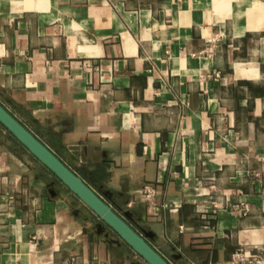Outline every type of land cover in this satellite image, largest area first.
Returning <instances> with one entry per match:
<instances>
[{
	"label": "crops",
	"instance_id": "crops-1",
	"mask_svg": "<svg viewBox=\"0 0 264 264\" xmlns=\"http://www.w3.org/2000/svg\"><path fill=\"white\" fill-rule=\"evenodd\" d=\"M0 104L171 264L264 249V0H0ZM0 264L149 263L0 123Z\"/></svg>",
	"mask_w": 264,
	"mask_h": 264
},
{
	"label": "water",
	"instance_id": "water-1",
	"mask_svg": "<svg viewBox=\"0 0 264 264\" xmlns=\"http://www.w3.org/2000/svg\"><path fill=\"white\" fill-rule=\"evenodd\" d=\"M0 123L82 200L101 220L113 228L149 264H171L148 240L109 203L60 160L41 140L0 104Z\"/></svg>",
	"mask_w": 264,
	"mask_h": 264
},
{
	"label": "built area",
	"instance_id": "built-area-1",
	"mask_svg": "<svg viewBox=\"0 0 264 264\" xmlns=\"http://www.w3.org/2000/svg\"><path fill=\"white\" fill-rule=\"evenodd\" d=\"M146 196L151 194L149 187L146 189ZM233 264H264V249L257 252L254 256H248L242 248H238L231 254Z\"/></svg>",
	"mask_w": 264,
	"mask_h": 264
},
{
	"label": "trees",
	"instance_id": "trees-1",
	"mask_svg": "<svg viewBox=\"0 0 264 264\" xmlns=\"http://www.w3.org/2000/svg\"><path fill=\"white\" fill-rule=\"evenodd\" d=\"M5 128V127H4Z\"/></svg>",
	"mask_w": 264,
	"mask_h": 264
}]
</instances>
